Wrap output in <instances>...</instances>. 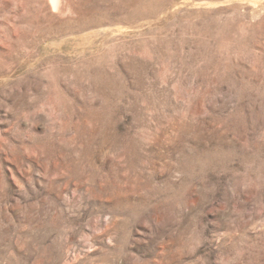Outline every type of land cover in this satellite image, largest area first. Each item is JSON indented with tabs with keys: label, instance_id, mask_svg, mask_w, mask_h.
Listing matches in <instances>:
<instances>
[{
	"label": "rangeland",
	"instance_id": "374dc122",
	"mask_svg": "<svg viewBox=\"0 0 264 264\" xmlns=\"http://www.w3.org/2000/svg\"><path fill=\"white\" fill-rule=\"evenodd\" d=\"M0 0V264H264V0Z\"/></svg>",
	"mask_w": 264,
	"mask_h": 264
},
{
	"label": "bare ground",
	"instance_id": "6f19581e",
	"mask_svg": "<svg viewBox=\"0 0 264 264\" xmlns=\"http://www.w3.org/2000/svg\"><path fill=\"white\" fill-rule=\"evenodd\" d=\"M51 7L53 12L55 13H65L67 9V2L66 0H50Z\"/></svg>",
	"mask_w": 264,
	"mask_h": 264
}]
</instances>
